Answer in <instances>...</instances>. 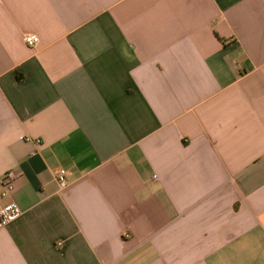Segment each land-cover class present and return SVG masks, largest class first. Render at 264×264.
Returning a JSON list of instances; mask_svg holds the SVG:
<instances>
[{"label":"crops","instance_id":"crops-1","mask_svg":"<svg viewBox=\"0 0 264 264\" xmlns=\"http://www.w3.org/2000/svg\"><path fill=\"white\" fill-rule=\"evenodd\" d=\"M9 170L0 264H264V0H0Z\"/></svg>","mask_w":264,"mask_h":264},{"label":"built area","instance_id":"built-area-1","mask_svg":"<svg viewBox=\"0 0 264 264\" xmlns=\"http://www.w3.org/2000/svg\"><path fill=\"white\" fill-rule=\"evenodd\" d=\"M25 41L29 46H33L39 41V37L35 34H29L25 36ZM18 176L19 173L14 170H9L3 173L0 178V197L2 199H6L11 194L15 187V181ZM56 180L61 189L66 188L70 183V179L65 169L58 170L56 173ZM21 214L22 210L17 203L13 201L5 202L2 207H0V229L18 219ZM61 245V241L57 242V246Z\"/></svg>","mask_w":264,"mask_h":264}]
</instances>
